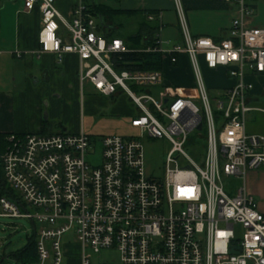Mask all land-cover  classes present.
<instances>
[{
    "label": "built area",
    "instance_id": "2783aa9c",
    "mask_svg": "<svg viewBox=\"0 0 264 264\" xmlns=\"http://www.w3.org/2000/svg\"><path fill=\"white\" fill-rule=\"evenodd\" d=\"M86 1L70 21L56 0H25V9L41 13V54L78 57L82 103L86 86L107 97L126 94L138 111L129 123L136 133L9 136L3 174L19 201L0 198V217L31 220L37 231L33 264H93L89 252L110 249L118 250L121 264H264V214L245 185L251 171L264 170V136L247 132L248 114L264 113L249 103L254 84L248 77L264 74V29L247 23L254 7L224 0L238 6L239 17L229 36L215 41L192 36L181 0H174L183 44L170 45L160 30L156 50L172 67L181 54L188 56L196 104L175 87L159 93V102L150 90L172 87L163 72L118 69L115 56L128 49L122 39L100 34ZM202 65L225 69L234 81L214 99L215 110ZM195 132L201 147L193 142ZM150 140L172 145L163 166L148 163ZM188 144L199 162L186 152ZM223 178L239 184L227 190Z\"/></svg>",
    "mask_w": 264,
    "mask_h": 264
},
{
    "label": "crops",
    "instance_id": "0c3cea01",
    "mask_svg": "<svg viewBox=\"0 0 264 264\" xmlns=\"http://www.w3.org/2000/svg\"><path fill=\"white\" fill-rule=\"evenodd\" d=\"M87 2L123 11H158L157 23L161 27L162 39L170 45L183 44L174 0ZM80 3L81 0H56V7L70 21ZM181 3L189 31L194 37L224 40L229 36L232 21L239 17L238 6L224 0H181ZM248 3L255 9L254 16L247 22L248 26L263 29L264 0H248ZM109 23L105 28L106 33L112 31L114 36L121 37L117 36L121 23L113 20ZM41 29L42 17L38 7L28 12L25 0H0V135L8 138L11 135L60 131L77 134L83 129L93 137L126 136L118 124L124 119L130 127V120L138 114L129 97L121 92L114 97H107L86 86L85 91L90 88L93 95L88 98L85 92L82 103L77 79L78 57L69 54L60 60L54 54H41ZM163 72L166 82L172 87L185 90L195 85L186 54L179 56L177 66L164 65ZM204 78L210 89L220 92L234 85L225 69L209 70ZM248 81L254 84L249 97L250 106L264 110L261 100L264 97V74L249 76ZM247 132L264 136L263 112L252 111L248 114ZM245 185L264 214V170L251 171Z\"/></svg>",
    "mask_w": 264,
    "mask_h": 264
},
{
    "label": "rangeland",
    "instance_id": "374dc122",
    "mask_svg": "<svg viewBox=\"0 0 264 264\" xmlns=\"http://www.w3.org/2000/svg\"><path fill=\"white\" fill-rule=\"evenodd\" d=\"M116 22L121 23V26H119L117 30L118 32L117 36H121V37H127L136 33L141 22H146L147 24H150L152 26L156 24L153 22H149L143 16H138L133 18L127 16H121L116 19ZM202 70H203V75L205 77L206 72L209 70L204 65H202ZM205 82L208 86L206 78H205ZM207 88L209 90V96L212 100L211 101L212 108L215 110L217 104L214 101V99L219 97L222 91L220 92L219 90L216 89H210L209 86ZM151 90H152V95L159 101L160 99L159 93L168 92L171 94L174 88L162 86V87L153 88ZM176 91L182 94V96L194 100L196 104H200L199 101L200 98L195 89L193 88L185 89V90L177 89ZM85 92L86 94L88 93L87 94L88 98L90 97V95L91 96L93 95L92 89L90 88L87 89ZM261 100L264 103V97H262ZM120 120L121 118L119 119V121ZM121 121H120V125L118 124V126L119 129L122 131V133L126 135H135L136 132L127 124H125L124 119H122ZM195 135H197V132L191 135V137H193V142H195V144H197L198 147L203 146L204 141L202 139L196 138ZM171 149H172V145L165 140L164 141L150 140L145 142V150H146L148 163H150V165L154 167H159L164 165L165 158ZM185 150L190 156L193 157V159L199 162L198 158L193 153L192 144H188L185 147ZM0 172L2 173L1 167H0ZM1 178L4 179L3 176H1ZM223 183L227 188V190L239 184V182L228 180L226 178H223ZM29 211L32 214L37 212L36 209H33L31 207H29ZM35 228H39V224L36 223ZM33 231H34V225L29 219H11V218L0 217V245H1L0 261L4 260V264H18L16 258H14L13 255L16 254L19 250L24 249L29 244V237L32 236ZM73 243L75 245L78 244L77 239L73 238ZM71 253L73 257L78 255V250L76 246L71 247ZM89 253L92 255L93 264H121L120 254L117 249L103 250L100 254H93V252H89ZM72 260H70L72 264H78L76 263L77 262L76 259H72Z\"/></svg>",
    "mask_w": 264,
    "mask_h": 264
},
{
    "label": "trees",
    "instance_id": "16d2710c",
    "mask_svg": "<svg viewBox=\"0 0 264 264\" xmlns=\"http://www.w3.org/2000/svg\"><path fill=\"white\" fill-rule=\"evenodd\" d=\"M87 5L89 7V13L99 21V30L102 36L108 40L120 38L124 41L128 49V52L120 53L115 56V63L118 69L142 72H163L164 65L167 64L169 67H172L169 62L163 60L161 52L156 50L158 47L156 42L161 30V27L157 23V20L159 19L158 11H123L112 9L103 4H95L94 2H87ZM251 6L254 7L253 5ZM121 16H127L130 18L143 16L147 20L149 16H152L154 17V20L148 21L156 24L152 26L146 22H141L136 33L123 38L114 36L112 31L106 33L105 28H107V23H109L110 20L115 22L116 19ZM7 145V137L0 135V167L2 171V173L0 172V198L6 197L9 200L18 202V193L9 186L5 178H1V176L4 177L2 157L6 151ZM13 256L16 258L18 264H33L37 262L36 230H34L32 236L29 237V244ZM0 264H4V261L1 260Z\"/></svg>",
    "mask_w": 264,
    "mask_h": 264
}]
</instances>
